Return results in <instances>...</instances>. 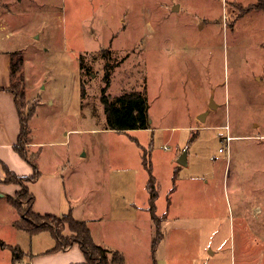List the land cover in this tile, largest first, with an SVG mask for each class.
Segmentation results:
<instances>
[{
	"label": "rangeland",
	"instance_id": "1",
	"mask_svg": "<svg viewBox=\"0 0 264 264\" xmlns=\"http://www.w3.org/2000/svg\"><path fill=\"white\" fill-rule=\"evenodd\" d=\"M2 13L23 48L25 109H39L44 136L68 140L57 156L69 157L80 191L102 176L114 214L133 216L151 172L163 230L184 259L225 247L214 259L227 260L245 206L264 218V0H0ZM107 68L111 100L145 93L149 129H105ZM5 175L0 163V264H29L54 237L15 226L9 196L22 184ZM16 245L25 255L14 262Z\"/></svg>",
	"mask_w": 264,
	"mask_h": 264
},
{
	"label": "crops",
	"instance_id": "2",
	"mask_svg": "<svg viewBox=\"0 0 264 264\" xmlns=\"http://www.w3.org/2000/svg\"><path fill=\"white\" fill-rule=\"evenodd\" d=\"M13 36L8 22L0 19V163H4L17 174L32 175L34 167L14 147L20 135L21 118L15 95L8 87L12 82V62L23 48L17 46L15 41L11 42ZM37 113L30 120L31 140L27 144L30 153L36 152L35 160L41 171L39 179L27 183L36 197L33 207L36 211L62 215L71 210L75 218L88 221L97 243L109 250L120 251L125 258V264H264V218L250 214L248 206H245L242 218L239 219L238 240L236 226L232 227L235 239L229 245L230 257L227 260L225 257L214 259L218 252L225 251V247L216 248L212 253L198 247L194 259L188 260L184 259L181 247L171 243L172 234L163 230L165 216L159 213L157 204L156 212L162 219L164 236L154 252L152 244L156 236V220L153 219L150 209V190L141 202L136 198L130 203L135 210L133 216H116L115 205L110 200L111 197L106 195L104 179H100L102 176L94 175L97 179L96 186L89 195L75 185L73 168L68 166L69 157L61 159L57 156L59 146L68 140L57 141L44 136L38 129ZM105 129L113 130L107 126ZM181 154L179 152L178 158ZM178 164L182 166L179 160ZM3 184L9 185L7 182ZM18 189L12 192L16 193ZM126 205L130 207L128 203ZM177 234L181 233L178 231ZM55 245L54 237V244L31 254L32 262L29 264H81L86 261V254L78 243L69 249L50 250Z\"/></svg>",
	"mask_w": 264,
	"mask_h": 264
},
{
	"label": "trees",
	"instance_id": "3",
	"mask_svg": "<svg viewBox=\"0 0 264 264\" xmlns=\"http://www.w3.org/2000/svg\"><path fill=\"white\" fill-rule=\"evenodd\" d=\"M23 67L24 58L18 56L11 65L12 82L8 87L15 95L21 118L20 135L18 143L14 147L34 167V171L32 175H20L5 165L6 175L3 178L4 181L22 184V188L16 192L15 196H9L10 202L18 209L20 214L19 219L15 221L16 226L32 236L43 231L51 232L56 239V245L50 249L52 251L69 249L73 244L78 243L86 254V261L81 264H125L123 254L118 250H109L97 243L88 221L75 218L71 210L64 212L62 215H57L54 213L42 214L33 208L35 194L31 193L29 186L23 184V182L36 181L39 179L41 171L38 162L29 156L27 148V144L31 140L29 132L32 114L30 115V110L25 109L28 104L25 103V93L21 87L24 80ZM106 70V86L102 91L101 100L104 102L105 113L108 117L107 127L119 132L150 128L149 100L146 98L145 93L140 90L126 92L121 94L116 99L117 101L111 100V96L107 91L112 81V70L110 68ZM147 154L148 152L145 150L144 159L146 161H148ZM147 165H149L148 162ZM150 174L151 177L148 182V189L150 190L149 204L152 217L156 220V236L152 244V249L155 252L164 234L162 232V219L156 212V199L159 196L158 189H156L157 178L155 174L151 172ZM175 174V179H177V171H175ZM5 244L3 243V245ZM12 247L15 253L14 262L21 260L25 255L22 247L19 245Z\"/></svg>",
	"mask_w": 264,
	"mask_h": 264
},
{
	"label": "water",
	"instance_id": "4",
	"mask_svg": "<svg viewBox=\"0 0 264 264\" xmlns=\"http://www.w3.org/2000/svg\"><path fill=\"white\" fill-rule=\"evenodd\" d=\"M175 9H179L178 8V5H175V7H174ZM215 107V106H217V104H215V101H214V99L212 100V103H211V107ZM201 118L202 119H204L205 118V114H203V115H201ZM187 156H188V151L187 150H185V151H183V153L180 155V157H179V163L181 164V165H183V164H188V158H187Z\"/></svg>",
	"mask_w": 264,
	"mask_h": 264
},
{
	"label": "built area",
	"instance_id": "5",
	"mask_svg": "<svg viewBox=\"0 0 264 264\" xmlns=\"http://www.w3.org/2000/svg\"><path fill=\"white\" fill-rule=\"evenodd\" d=\"M228 138H230V136H228Z\"/></svg>",
	"mask_w": 264,
	"mask_h": 264
}]
</instances>
